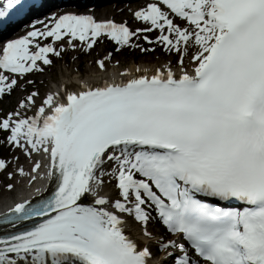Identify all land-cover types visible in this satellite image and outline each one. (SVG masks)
Segmentation results:
<instances>
[{"label":"snow or ice","instance_id":"obj_1","mask_svg":"<svg viewBox=\"0 0 264 264\" xmlns=\"http://www.w3.org/2000/svg\"><path fill=\"white\" fill-rule=\"evenodd\" d=\"M134 16L148 26L53 14L0 48V98L76 41L176 58L39 103L32 91L0 116V144L32 162L8 179L49 185L0 212V264H264V0H159Z\"/></svg>","mask_w":264,"mask_h":264},{"label":"bare ground","instance_id":"obj_2","mask_svg":"<svg viewBox=\"0 0 264 264\" xmlns=\"http://www.w3.org/2000/svg\"><path fill=\"white\" fill-rule=\"evenodd\" d=\"M96 11L99 13V14H102V13H105L103 12L99 7L96 9ZM109 12V11H107ZM146 67H149V68H154L155 66L154 65H150V66H141L140 68L143 69V68H146ZM132 69V68H131ZM136 69V68H135ZM135 69H132L133 72H135ZM115 71H118V69L116 67L113 68V71L110 70V72H115ZM68 73V72H67ZM136 73V72H135ZM103 74H96V75H91V74H88L86 75V77H83L82 75L80 74H73V75H69L68 77H65L63 78L60 82H59V85L61 86H65L66 88H71V89H75L78 85H79V80H82V79H87L88 81H96L98 80ZM23 159V158H21ZM44 184V183H43ZM40 184H38L36 186L35 189L39 188ZM32 190L29 189L28 190V193H30ZM7 203V202H6ZM4 203L2 206H6L7 204ZM134 235L138 238V239H141L139 233H134Z\"/></svg>","mask_w":264,"mask_h":264},{"label":"rangeland","instance_id":"obj_3","mask_svg":"<svg viewBox=\"0 0 264 264\" xmlns=\"http://www.w3.org/2000/svg\"><path fill=\"white\" fill-rule=\"evenodd\" d=\"M86 60H90V58L88 57V58H86ZM65 71H66L65 67L62 66L60 68V71L57 72L58 78H61V76L64 75ZM89 73H93V70L92 69H89Z\"/></svg>","mask_w":264,"mask_h":264}]
</instances>
